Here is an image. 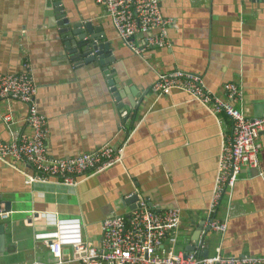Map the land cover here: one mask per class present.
<instances>
[{"label":"crops","instance_id":"crops-1","mask_svg":"<svg viewBox=\"0 0 264 264\" xmlns=\"http://www.w3.org/2000/svg\"><path fill=\"white\" fill-rule=\"evenodd\" d=\"M56 1L0 0V73H17L29 63L50 157L73 158L109 145L122 148V158L77 187L28 184L29 166L0 162V212L8 213L0 219V264H58L37 236L55 231L60 220H78L83 240L98 246L102 220L127 215L132 203L122 202L134 192L154 210L180 211V228L166 243L176 252L192 247L202 256L264 257V130L258 169L241 171L213 215L227 222L218 235L204 229V220L232 125L182 92L151 93L158 75L186 72L220 97L225 85H236L234 106L264 119V1L160 0L163 16L174 21L169 46L147 49L142 57L119 41L97 0H60L69 19L62 27L49 13ZM63 27L70 32L61 34ZM85 42L103 47L92 51L101 55L87 56L94 61L74 52ZM0 113L11 114L12 130L28 133L23 104L1 102ZM9 140L0 121V141ZM2 202L9 203L7 212ZM68 250L62 249V264H81Z\"/></svg>","mask_w":264,"mask_h":264},{"label":"built area","instance_id":"built-area-1","mask_svg":"<svg viewBox=\"0 0 264 264\" xmlns=\"http://www.w3.org/2000/svg\"><path fill=\"white\" fill-rule=\"evenodd\" d=\"M96 2L104 8L119 41L134 55L142 57L147 49L169 46L168 30L174 21L163 16L160 0ZM138 37L141 45L136 43ZM96 54L93 52L92 56ZM171 91L186 94L214 116L224 115L232 125L231 135L223 139L217 158L215 181L204 220V229L222 235L227 230V222L218 221L213 215L223 195L234 189L241 171L258 169L264 119L249 118L234 106V101L240 97L234 84L225 85L224 97H220L211 93L197 75L181 71L158 75L151 93L161 97ZM36 94L37 85L28 62L17 73H0V103L23 104L28 130L22 134L12 130L11 114L0 113V121L10 136L8 142L0 141L1 163L12 160L29 166L33 173L26 176L28 184L55 183L65 187H77L85 177L101 174L120 164L122 148L109 145L73 158L50 157L46 149L47 121L38 110ZM133 198V209L127 215L111 214L102 220L100 243L96 247L83 240L78 220H60L55 231L37 238L44 241L58 264L64 261L62 249L65 246L71 250L67 256L73 255V261L81 264H264V257H223L219 253L203 257L198 250L176 252L174 245L166 243L180 228V211L154 210L137 192L125 196L122 203ZM7 217L8 213L0 212L1 220Z\"/></svg>","mask_w":264,"mask_h":264},{"label":"water","instance_id":"water-1","mask_svg":"<svg viewBox=\"0 0 264 264\" xmlns=\"http://www.w3.org/2000/svg\"><path fill=\"white\" fill-rule=\"evenodd\" d=\"M49 13H50L51 16H54V17L56 16L57 20L59 21L57 23L58 27H62L63 25H66L67 23H69V19H68V17H66L65 8L63 7L62 2L60 0H57L56 2L52 3L51 12H49ZM73 28L78 29L77 31H75L76 34H80L79 29L81 28V24L79 25V23H76V25H73ZM86 28L89 31V25L88 24L86 25ZM69 32H70L69 28H64L63 27L61 29L60 33L64 35V34L69 33ZM82 44H83V42H82ZM70 45H72V43H70ZM101 48H103V47H100V46L96 47L94 45V43H91V45H89V44L86 45V42H85L83 46H78L76 48V50H74V52H79V58L83 57L85 62L94 61L95 57H89L88 58L87 56H90L89 54L92 53V51H95L97 49H99V51H100ZM99 55H101V52H99L97 54V56H99ZM134 201H135V198L128 200L126 203L129 204V203H132ZM2 204H3L4 208H6L5 212H7V208L9 207V203L8 202H2ZM131 209H133L132 206L129 207V210H131ZM1 233H2V230H0V234ZM184 252L185 253L193 252V248L192 247H186ZM203 257H207V256H203Z\"/></svg>","mask_w":264,"mask_h":264},{"label":"bare ground","instance_id":"bare-ground-1","mask_svg":"<svg viewBox=\"0 0 264 264\" xmlns=\"http://www.w3.org/2000/svg\"><path fill=\"white\" fill-rule=\"evenodd\" d=\"M9 73V72H8Z\"/></svg>","mask_w":264,"mask_h":264}]
</instances>
